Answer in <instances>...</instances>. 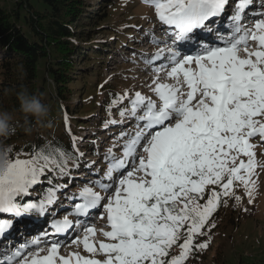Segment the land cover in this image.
<instances>
[{"label":"snow or ice","instance_id":"snow-or-ice-1","mask_svg":"<svg viewBox=\"0 0 264 264\" xmlns=\"http://www.w3.org/2000/svg\"><path fill=\"white\" fill-rule=\"evenodd\" d=\"M145 3L154 6L163 24L175 29L172 47L144 57L147 64H159L147 85L156 99L139 91L114 96L109 112L115 106L121 123H136L134 133L121 132L122 143L113 145L121 154L110 148L104 156L106 168L100 170L84 161L95 179L88 181L92 187L80 190L82 202L71 197L74 208L63 219H53L54 232L25 241L7 264H185L193 251L207 248L206 241H195L205 234L206 225L209 231L215 227L209 221L220 204L226 205L227 198L240 203L237 187L243 186L252 203L257 187L253 177L258 176V166L264 167L252 143L259 140L264 146V11L258 12L253 0ZM260 7L264 9V0ZM221 17L228 20L226 35L193 51L181 50L179 45L194 42L197 30L211 34ZM152 43L163 42L153 38ZM161 72L175 83L160 82ZM67 121L65 115L66 125ZM11 152L0 172V240L14 228L13 218L51 214L49 206L61 186L49 187L38 201L30 198V189L45 180L51 186L56 179L70 177L69 159L76 161L78 170L84 157L59 142L55 147L36 146L24 159L22 153ZM104 214L110 230L99 232L107 243L96 240L92 221L96 215L104 219ZM70 233V243L82 244L88 257L78 252L60 255L62 241L48 239ZM41 244L50 246L45 250ZM174 246L180 249L178 255H171Z\"/></svg>","mask_w":264,"mask_h":264},{"label":"trees","instance_id":"trees-1","mask_svg":"<svg viewBox=\"0 0 264 264\" xmlns=\"http://www.w3.org/2000/svg\"><path fill=\"white\" fill-rule=\"evenodd\" d=\"M43 2L46 4L44 10L37 9L30 0H13L12 6L0 5V111L15 115L13 131L0 138V144L10 147L12 156L17 153L31 156L36 146L55 147L56 142L72 152L75 148L73 136L92 123L98 108L102 123H106L114 111L113 106L109 112L114 96L106 93L104 104L99 105L101 96L97 92L82 97V90L87 86H73L72 83L79 80L78 76L87 78L85 83H90V78L95 80L100 70L98 67L110 56L112 49L130 42V34L137 32L131 25L125 24L118 29L113 27L116 0H101L94 3L95 7L89 0ZM147 14L151 15L144 13L143 16ZM106 23L110 24L107 26L110 31L106 32L110 33L111 40L103 47L92 38L105 28ZM93 64L96 73H90ZM99 82L102 84L101 79L97 84ZM24 89L47 107L50 102L57 105L45 121L47 126H40L42 131L37 132L38 125L34 119L26 120L19 112L17 94ZM76 93L81 98L80 103L72 101ZM63 113L67 115L68 126ZM131 127L136 129V126ZM29 136L31 139L26 140ZM113 140L115 136L110 137L109 142Z\"/></svg>","mask_w":264,"mask_h":264},{"label":"rangeland","instance_id":"rangeland-1","mask_svg":"<svg viewBox=\"0 0 264 264\" xmlns=\"http://www.w3.org/2000/svg\"><path fill=\"white\" fill-rule=\"evenodd\" d=\"M89 1L92 2V6L95 7L94 3H97L101 0ZM256 1L257 0H253L254 3H256ZM30 2L39 10H44L46 8V4L43 2V0H30ZM116 2V6L114 7L116 8V22H113V27L118 29V27L125 24L134 27L132 30L137 32H133V35L130 37L131 45H129V42L125 43V45H122L118 49H112L110 54L111 56H109L106 60H103L101 64L102 66L98 67L100 70L95 80L94 78H90L92 81L90 83H85V79L87 78L78 76L79 80L74 81L75 84L72 83V85L87 86V88L82 90V97L89 93L96 94L97 92L101 96L99 105L104 104L103 99L106 93L108 95L116 96L117 94H122L125 91H128L132 94H134L136 91H139L145 96L156 99L154 93L147 85L151 84L153 77L156 75V73L153 71V67L159 66V64H147L144 62V57L151 56L159 49H167L168 47H172L170 43L171 41H169L170 27L163 24L159 20L154 6H151V4H145L144 0H116ZM260 2L261 0H258L257 3L259 4ZM12 4L13 0H0L1 6H12ZM256 9L259 10L258 8ZM259 11H264V9H260ZM107 12L108 14L110 13V8L107 10ZM144 13H151V15L149 16V14H147L143 16ZM224 20V17L217 19L216 24H214L216 26L213 28L216 29L217 27H220L221 29V27H224ZM109 23H106L104 25L105 28L99 32H96L94 38H92L93 41H97V43L103 47L107 44V41L111 40L110 33L106 32L110 31V28L107 27L110 25ZM172 31H175V29ZM198 32H200L199 35L203 34V31L201 32L200 30H197V33ZM147 36L149 37L147 38ZM153 38L158 41H162L163 43H152ZM96 56L98 57V54H95V57ZM91 67L92 70L90 73H96L95 64L91 65ZM100 79L102 84H100V82L97 84ZM160 82L175 83V81L167 78L164 72L160 73ZM72 101L74 103H80L81 98L76 93L72 96ZM48 105V117H50L52 109H56L57 105L53 102L48 103ZM98 109L95 111L92 123L85 129L79 130L82 131L80 134L82 138H75V146H82L84 148L85 156H91L94 154L98 163L97 168L100 170V165L104 163V156L108 150L112 148L116 155V151L119 150L118 148L113 147L114 144L107 145L106 141L109 139V135H117V132L113 131L114 129L119 130L117 136H119L121 132H125L127 130L130 131L131 134L134 133V131L130 129V125L133 123L135 124V121L124 119V121L121 123V117L118 114L119 111L117 110V107H115V113L110 115L109 121L115 120L117 123H109V126H104L101 120L102 114L98 111ZM65 115L66 114L64 113L62 115L64 120ZM99 121L101 122L100 125L98 123ZM31 137L32 136H29L26 140H30ZM91 139H94L97 143L94 144L95 142H93V145H91ZM118 143H120V141H118ZM252 143L256 145L255 153L258 164L264 165V146H261V142L254 143V140ZM28 157L30 156H20L21 159ZM243 159L246 160L247 158L243 157ZM76 172H79V170ZM256 172L258 173V176L253 177V179L257 181V187L252 203L248 202L249 197L245 195L243 186L241 185L237 187L235 192L237 195L241 196L240 203L237 204L234 198H227L228 203L226 205L223 203L220 204V206L212 214L209 221V225L214 224L215 227H212L209 231L208 225H206L205 229H203L205 234L197 237L195 241L196 243L206 241L208 243L207 248L202 251H193V253L185 261V264H264V167L258 166L256 168ZM67 181L68 183L70 182L69 179H67ZM71 183L77 184L75 179H71ZM45 184L49 185L46 183V181H44L42 184L36 185L34 189H32L34 191L32 193L36 197L39 196L42 191H44L42 189L46 187ZM52 186L55 187L54 181ZM73 189L74 188H72L71 185H68L65 189L67 190L70 197H73L74 195ZM69 191L71 193H69ZM31 196L32 195L30 194V197ZM62 197L64 198V196ZM201 203H203V201H201ZM59 206L55 205L54 207L59 208ZM53 211L54 209H52L51 212ZM102 212L103 211H101V213ZM59 214L60 213L54 214V216H59ZM35 218L36 217H30L26 215L23 218H13L15 220L14 228L8 231L5 238L0 240V243L14 240L18 232H23L26 230H34L33 232L35 233L40 232L41 229L40 231L32 229L38 226L40 221L38 218ZM93 218L95 219L93 220ZM93 218V222L107 223L106 214H104V219H100L99 215H96ZM32 224H34V227L31 226ZM100 224L101 223H99V225ZM45 229H43L42 232H45ZM80 235L82 236V233H80ZM97 235V241L103 240L106 243L108 242L100 233H97ZM28 238H31V235H29ZM48 238L54 239L55 237L49 236ZM72 238L73 236L70 235L68 239L62 242L60 255L67 256L69 253L78 252L80 255L88 257L90 254L83 249L82 244L75 245L70 243ZM49 246L50 244H41V247L45 250ZM179 251L180 249L175 246L170 250L171 255H178ZM45 254L46 251L39 253L40 256ZM9 256H12L11 251ZM96 258L103 259V256H97ZM14 264H16V262H14Z\"/></svg>","mask_w":264,"mask_h":264},{"label":"clouds","instance_id":"clouds-1","mask_svg":"<svg viewBox=\"0 0 264 264\" xmlns=\"http://www.w3.org/2000/svg\"><path fill=\"white\" fill-rule=\"evenodd\" d=\"M17 98L20 102L19 112L23 114L26 120L32 118L37 125L41 127L47 126L45 121L48 118L49 109L38 97L29 94L24 89L17 94ZM14 119V113L0 111V138L7 137L11 134ZM10 149V147L0 144V172L4 171L7 166Z\"/></svg>","mask_w":264,"mask_h":264},{"label":"bare ground","instance_id":"bare-ground-1","mask_svg":"<svg viewBox=\"0 0 264 264\" xmlns=\"http://www.w3.org/2000/svg\"><path fill=\"white\" fill-rule=\"evenodd\" d=\"M254 3V2H253ZM254 5H255V3H254ZM226 20V19H225ZM246 21H247V18H246ZM226 24L228 25V23L227 22H225V24H223V26L226 28L227 26H226ZM224 27H221V28H224ZM174 28H170V30L172 31ZM226 29H228V28H226ZM169 30V31H170ZM204 32V31H203ZM198 36H200L199 34H197ZM207 35H208V33H207ZM131 44V43H130ZM37 198H34V200H36ZM39 200V199H38ZM52 209H54V210H56L57 208H52ZM43 217L41 216V217H38V220H40L39 221V224H43L44 222V220H41ZM36 219V218H35ZM50 223H52V221L50 222ZM39 224H38V226H36V227H34V224H32L31 226L32 227H34V228H32V229H36V230H38V231H40V228H39ZM45 229V228H44ZM51 230H49V228L48 227H46V229H45V232H50ZM42 233V232H41ZM50 236H53V235H50ZM5 242V241H4Z\"/></svg>","mask_w":264,"mask_h":264}]
</instances>
